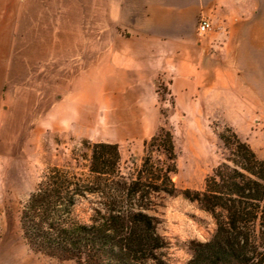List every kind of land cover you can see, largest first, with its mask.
Instances as JSON below:
<instances>
[{
    "label": "rangeland",
    "instance_id": "rangeland-1",
    "mask_svg": "<svg viewBox=\"0 0 264 264\" xmlns=\"http://www.w3.org/2000/svg\"><path fill=\"white\" fill-rule=\"evenodd\" d=\"M30 50L14 46L0 98V264H84L34 253L21 236L18 215L48 167L83 169L79 156L86 139L117 143L120 166L127 171L139 165L144 140L166 123L175 140L173 182L179 189H201L212 168L227 157L218 134L233 126L218 117L219 105L175 101L168 76L110 83L108 91L87 89L85 50L61 49L59 64L38 62L37 56L29 60ZM234 123L246 135L241 139L264 159V120ZM91 207L90 197L81 199L76 217L87 221ZM148 213L157 217L168 264H186L193 242H205L215 230L210 214L182 194L161 193Z\"/></svg>",
    "mask_w": 264,
    "mask_h": 264
},
{
    "label": "crops",
    "instance_id": "crops-1",
    "mask_svg": "<svg viewBox=\"0 0 264 264\" xmlns=\"http://www.w3.org/2000/svg\"><path fill=\"white\" fill-rule=\"evenodd\" d=\"M16 45L54 64L85 50L87 89L168 76L175 101L219 105L240 136L235 121L264 120V0H0V98Z\"/></svg>",
    "mask_w": 264,
    "mask_h": 264
},
{
    "label": "trees",
    "instance_id": "trees-1",
    "mask_svg": "<svg viewBox=\"0 0 264 264\" xmlns=\"http://www.w3.org/2000/svg\"><path fill=\"white\" fill-rule=\"evenodd\" d=\"M218 136L228 155L201 189L174 184L177 154L166 123L144 140L139 165L127 171L116 143L86 139L82 170L48 167L21 203L23 240L34 253L84 264H168L157 217L148 211L161 193L182 194L215 225L211 238L193 242L186 264H264V159L230 126ZM88 197L92 214L81 221L75 207Z\"/></svg>",
    "mask_w": 264,
    "mask_h": 264
},
{
    "label": "built area",
    "instance_id": "built-area-1",
    "mask_svg": "<svg viewBox=\"0 0 264 264\" xmlns=\"http://www.w3.org/2000/svg\"><path fill=\"white\" fill-rule=\"evenodd\" d=\"M212 30V24L205 17H200L197 23V34L204 35Z\"/></svg>",
    "mask_w": 264,
    "mask_h": 264
}]
</instances>
